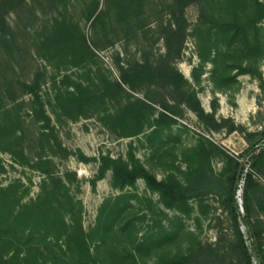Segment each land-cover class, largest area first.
<instances>
[{"label": "trees", "instance_id": "1", "mask_svg": "<svg viewBox=\"0 0 264 264\" xmlns=\"http://www.w3.org/2000/svg\"><path fill=\"white\" fill-rule=\"evenodd\" d=\"M33 1L53 5L62 0ZM24 2H0V51L8 62L15 58L18 40L7 14ZM101 2L92 0L84 9L87 19L92 20L90 38L79 23L59 13L38 42V55L54 67L50 75L56 88L53 108L61 117L96 113L122 136L143 134L153 157L163 161L173 156L181 142L175 131L180 105L194 111L208 129L223 128L216 119V108L207 112L196 89L205 73H210L214 92L235 89L241 75L264 79L260 66L264 60V0H104L100 8ZM191 6L198 7L193 25L187 18ZM152 23L164 40L165 53L135 60H124L118 53V78L93 69L98 51L116 39L124 38L128 44L140 37L148 42ZM191 37L199 64L190 80L175 63L182 60ZM8 66L0 62V152L45 177L38 196L29 200L30 189L21 179L6 186L0 183V264H264V218L254 216L255 197L264 213V187L256 177L264 176V128L248 131L234 124L229 127V132L241 131L248 143L245 165L240 156L200 135L196 144L181 148L186 168L175 167L174 158L170 164L174 168L167 169L160 179L135 154L132 143L126 157L101 154L90 158L81 150L64 148L42 94L50 72L47 66L31 81L12 78ZM75 69L83 70L81 78L68 74ZM128 90L145 91V97L133 99ZM22 96L30 97L31 115L41 124V140L51 149L74 154L82 162L99 161L91 179L93 187L112 172V186L120 193L101 205L90 230L84 228L82 202L73 193L77 174L66 171L60 175L44 152L34 160L28 155ZM178 129L188 130L184 125ZM217 155L224 159L219 173L212 164ZM6 171L0 154V175ZM141 179L159 195L158 202L131 191ZM242 180L240 208L237 192ZM211 195L229 207L231 235L204 243L189 230L186 220L194 218L196 211L206 216L209 206L205 201ZM194 200L198 210L192 205Z\"/></svg>", "mask_w": 264, "mask_h": 264}, {"label": "rangeland", "instance_id": "2", "mask_svg": "<svg viewBox=\"0 0 264 264\" xmlns=\"http://www.w3.org/2000/svg\"><path fill=\"white\" fill-rule=\"evenodd\" d=\"M5 0H0L3 2ZM92 0H62L56 1L53 5L49 2L43 4L35 3L33 0H26L20 8L10 11L7 14L9 24L15 30L18 40L14 60L7 61L5 53L0 51V62L6 66L9 63L8 72L14 79L22 81H31L36 72L45 65L50 71L49 76L45 79L42 86V94L46 103L49 115L53 119L56 127V133L63 147L77 152L81 150L90 158H99L101 154H110L113 157H126L131 143L134 145L135 154L143 163L154 172L158 178H164L168 173L167 169H173L170 166L172 159L175 158V167L186 168V163L181 155L184 146H192L197 143L200 135L213 141L218 146L224 148L231 155L240 156L244 165L247 159L248 143L241 131L229 132V127L234 124L238 128H244L248 131H258L264 128V79L259 80L251 74H245L238 77L239 84L235 89L225 92H214L213 83L210 80V73L207 72L202 76V82L196 87L202 105L207 112H212L216 108V119L223 124L220 130L208 129L199 119L197 114L185 105H180L179 115L177 116L178 125L175 126L176 133L180 134L181 142L176 145L173 156H168L167 160L161 161L154 158L151 150L145 142L144 136L126 137L120 135L108 127L100 115L88 113L87 116L78 115L75 117L62 116L61 112L53 108L56 103V88L51 81L50 75L53 68L37 53L38 42L42 39L43 34L53 21L52 18L59 13L67 15L75 22L79 23L85 31L87 37H91L92 20H88L84 9L86 4ZM105 5L102 0L100 8ZM187 18L189 24L193 25L198 19V7L191 6L187 9ZM264 27V22L262 23ZM153 29L148 33L149 41L145 42L144 38L132 39L127 44L126 39H116L109 46L103 47L98 51L99 60L93 64V69H102L109 77L118 78L119 70L115 64L117 54L120 53L124 60L143 59L148 55L157 58L165 53L164 40L158 36L154 30V24L150 25ZM182 60L176 62L177 68L191 80L193 68L199 64V58L196 53L193 38H189L186 44ZM264 76V60L260 64ZM210 67H207V70ZM76 69L68 71L73 78H81L83 70L78 73ZM65 74V73H64ZM61 80V77H58ZM0 74V84H1ZM133 99H144L145 91L134 92L128 90ZM25 100L24 116L26 120V150L28 155L34 160L38 153L44 152L46 158L53 162L54 170L60 175L66 171L75 172L78 181L72 185L73 193L76 198L82 202V222L86 230H90L97 221L101 205L109 198L119 194L120 191L112 186V172L109 171L107 176L98 182L96 187L91 184V179L96 175L99 168V161L82 162L76 155H64L63 151H54L49 145L41 140V124L34 120L31 115V104L29 96H22ZM168 101H171L168 98ZM158 110L162 108L157 105ZM60 115V116H59ZM158 112L156 113V116ZM187 126L188 130L182 132L178 126ZM51 149V150H50ZM4 160L7 171L0 175V183L8 185L16 179H21L26 187H29L27 199L36 198L41 191V184L45 177L42 173L31 167H24L15 163L8 153L0 152ZM213 168L216 172H221L224 167L222 155H217L212 161ZM247 168L249 164H247ZM175 171V170H174ZM264 187V176H256ZM131 191L137 192L143 196L153 198L155 202L159 201V195L150 191L144 180H139L136 188H130ZM244 194V180L239 185L237 198L239 207L242 208V197ZM209 206V212L206 216L195 212L194 218L186 220V224L192 232L204 243H214L219 236L231 235V220L229 207L215 196H209L205 201ZM258 197L254 198L256 218L263 219L264 213L258 206ZM161 207L162 204H159ZM192 205L198 210V202L192 201ZM173 213V212H170ZM244 215L245 212L241 210ZM200 217V222L195 218ZM246 231V227L243 226ZM257 264V261H255Z\"/></svg>", "mask_w": 264, "mask_h": 264}, {"label": "water", "instance_id": "3", "mask_svg": "<svg viewBox=\"0 0 264 264\" xmlns=\"http://www.w3.org/2000/svg\"><path fill=\"white\" fill-rule=\"evenodd\" d=\"M242 170H243V165L241 166L240 172H239V177L242 175Z\"/></svg>", "mask_w": 264, "mask_h": 264}]
</instances>
